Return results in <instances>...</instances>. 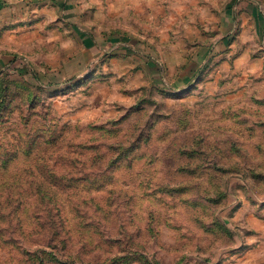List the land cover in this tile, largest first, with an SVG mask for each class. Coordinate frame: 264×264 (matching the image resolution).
Masks as SVG:
<instances>
[{"label":"rangeland","instance_id":"1","mask_svg":"<svg viewBox=\"0 0 264 264\" xmlns=\"http://www.w3.org/2000/svg\"><path fill=\"white\" fill-rule=\"evenodd\" d=\"M0 100V264H264V0H0Z\"/></svg>","mask_w":264,"mask_h":264},{"label":"trees","instance_id":"2","mask_svg":"<svg viewBox=\"0 0 264 264\" xmlns=\"http://www.w3.org/2000/svg\"><path fill=\"white\" fill-rule=\"evenodd\" d=\"M2 106H3V101L0 100V112H1V109H2ZM8 167H4L5 170H8L7 169ZM2 171V170H1ZM68 172V171H67ZM70 172V171H69Z\"/></svg>","mask_w":264,"mask_h":264}]
</instances>
